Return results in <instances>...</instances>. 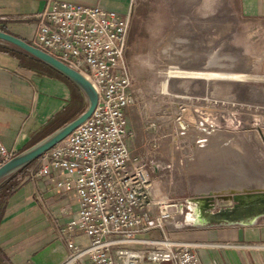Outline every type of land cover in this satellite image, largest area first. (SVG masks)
Segmentation results:
<instances>
[{"label": "rangeland", "instance_id": "obj_1", "mask_svg": "<svg viewBox=\"0 0 264 264\" xmlns=\"http://www.w3.org/2000/svg\"><path fill=\"white\" fill-rule=\"evenodd\" d=\"M126 61L127 142L157 166L156 195L175 204L169 238L185 226L187 200L231 195V207L235 195L264 192V19L241 15L238 0H133ZM176 69L240 77H167Z\"/></svg>", "mask_w": 264, "mask_h": 264}, {"label": "built area", "instance_id": "obj_2", "mask_svg": "<svg viewBox=\"0 0 264 264\" xmlns=\"http://www.w3.org/2000/svg\"><path fill=\"white\" fill-rule=\"evenodd\" d=\"M132 2L121 14L100 5L47 0L29 39L80 72L97 94L90 115L28 166L32 176H50L59 191L73 192L78 201L66 226L57 228L67 249L60 264L83 256L90 264H201L193 247L164 233L175 204L156 195L151 174L157 166L149 168L127 142L126 110L134 102L126 61ZM11 157L0 139V166ZM75 229L87 236V245L75 244L69 236ZM156 229L160 241L143 236Z\"/></svg>", "mask_w": 264, "mask_h": 264}, {"label": "crops", "instance_id": "obj_3", "mask_svg": "<svg viewBox=\"0 0 264 264\" xmlns=\"http://www.w3.org/2000/svg\"><path fill=\"white\" fill-rule=\"evenodd\" d=\"M64 1L100 5L124 14L132 0ZM46 4L47 0H0V27L29 41L37 25L36 14ZM238 6L241 15L264 19V0H238ZM49 68L29 55L0 50V139L12 156L86 108L81 90ZM18 171L0 184V264H60L67 249L57 228L65 227L77 211L75 194L59 191L50 176H32L29 168ZM187 207L184 219L189 224L183 222L185 226L177 227L169 236L193 247L201 264H264V215L246 223L194 225L187 217L196 215L194 203L187 200ZM153 235L150 231L143 236ZM69 236L77 245L88 244L79 229ZM90 263L89 257L83 256L73 264Z\"/></svg>", "mask_w": 264, "mask_h": 264}, {"label": "water", "instance_id": "obj_4", "mask_svg": "<svg viewBox=\"0 0 264 264\" xmlns=\"http://www.w3.org/2000/svg\"><path fill=\"white\" fill-rule=\"evenodd\" d=\"M0 43L8 45L16 50H19L58 71L65 76L68 80L74 83L84 94L86 98V108L77 117L65 123L61 127L57 128L44 138L40 139L31 146L25 148L19 153L12 156L6 162L0 166V184L16 171L22 169L28 165L34 159H36L42 152L50 148L53 144L64 138L70 133L76 126L82 123L92 112L97 102V94L93 85L77 70L71 68L67 64L52 57L46 52L34 47L25 40L5 31L0 30ZM263 193V192H262ZM241 195L234 196V202H237ZM237 203H234L230 208L234 210ZM264 208V203L250 204L247 209L241 212V216L246 222L253 220L256 213ZM219 212L235 219L236 215H232L229 206L219 209Z\"/></svg>", "mask_w": 264, "mask_h": 264}, {"label": "bare ground", "instance_id": "obj_5", "mask_svg": "<svg viewBox=\"0 0 264 264\" xmlns=\"http://www.w3.org/2000/svg\"><path fill=\"white\" fill-rule=\"evenodd\" d=\"M173 76L195 77V78L199 77V78H205V79H212L216 77L222 78V79H235V78L240 77L239 74H235V73L203 72V71L194 72V71H183L179 69L169 72L167 75V77H173ZM178 124L179 126L185 127L184 124L186 123H184L183 121H179ZM184 130H187V129H184ZM231 202H232L231 195H218L215 198V201H211V198H208L206 196H202V197H198L197 199L189 200V203H194V214H196L195 215L196 218L192 213H190L187 217L188 219L193 220L194 225H199V224H204V223H246V220L243 217H239L241 216V212L247 209L250 204L264 203V192L263 193L259 192V193H251V194H242L239 197L238 201L234 202V203H237V206L235 207V209L231 210V208L229 207L231 214L236 215L235 219H232L230 217L227 218V216H224V214L220 213L219 210L217 211L213 210V208L215 207V204L223 208V206H229ZM189 208L192 209L193 206L190 204ZM262 215H264V208H261V210L257 212L256 216L254 217L257 218ZM183 222L185 224H189V223H186L185 219ZM158 243L160 244V242Z\"/></svg>", "mask_w": 264, "mask_h": 264}, {"label": "trees", "instance_id": "obj_6", "mask_svg": "<svg viewBox=\"0 0 264 264\" xmlns=\"http://www.w3.org/2000/svg\"><path fill=\"white\" fill-rule=\"evenodd\" d=\"M0 30H2V31H5L2 27H0ZM5 32H7V31H5ZM20 38V37H19ZM22 39V38H21ZM23 40H25V39H23ZM26 42H28L29 43V41H27V40H25ZM0 50H5V51H11L13 54H15V55H27V54H25V53H23V52H21V51H19V50H16V49H14V48H12V47H10V46H8V45H5V44H1L0 43ZM28 56V55H27ZM29 57H31V56H29ZM34 61H36L37 63H39L40 65H42V66H44V67H46L47 69H50L47 65H45L43 62H41V61H38V60H36V59H34L33 57H31ZM66 79V78H65ZM67 81H69V80H67ZM28 166H29V164L28 165H26V166H24L22 169H20L19 171H18V173H22L26 168H28ZM17 173V174H18ZM15 176V175H14ZM13 176V177H14ZM10 189H13V187H11Z\"/></svg>", "mask_w": 264, "mask_h": 264}]
</instances>
